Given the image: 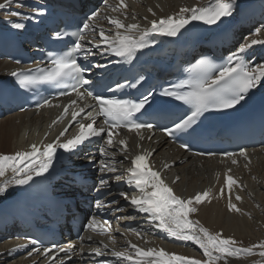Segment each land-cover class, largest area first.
I'll return each mask as SVG.
<instances>
[{
  "label": "snow or ice",
  "instance_id": "1",
  "mask_svg": "<svg viewBox=\"0 0 264 264\" xmlns=\"http://www.w3.org/2000/svg\"><path fill=\"white\" fill-rule=\"evenodd\" d=\"M107 2V0H105ZM14 0H3L0 3V9H5ZM235 4V0H212V2L205 7H182L178 13L169 15L158 20L151 21L150 29L141 30L140 25L137 23L125 24L123 20L118 17L107 16V19L117 29L114 36L106 35L105 30L99 25L95 24V21L99 18V12H93L88 18V21L83 24V30L90 33H95L99 29V36L101 37V43L106 45L104 51H110L117 56L127 57L129 60L134 58L137 50L148 47V41L146 37L148 32H158L162 35L174 37L185 28L192 21H204L208 25H215L224 17L232 15V10ZM125 0H119V3L112 7V10L120 11L127 8ZM151 11V9H149ZM11 15L20 17L23 14L20 11L12 12ZM16 29H23L25 24L14 23L12 25ZM120 29H124L123 32ZM259 29L257 33H259ZM136 32H140L137 37ZM60 34L57 33V36ZM85 35H80L79 39L75 43L71 52L67 53L63 57L51 58L50 65L47 67L37 66L34 70L29 69L20 73L13 72V76L19 75L20 83L23 87H29L30 85H36L41 82H58L71 78L76 81L71 85L73 92L81 99L86 97H92L95 101L93 104H88L90 109L85 113V108L80 107L78 111L71 112V119L77 120L80 113H85L82 119H87L89 123H79L78 134H75L71 138L66 139L64 142H60V138L57 137L53 143H47L43 145L41 150L36 144H32L29 149L16 151L14 154H0V177H4L6 173L11 172V178L6 180L0 185V194H3L8 188L9 184L25 185L32 180L33 176H39L44 172H47L52 164L53 157L58 148L72 151L79 145L83 144L91 137H99L103 133L107 132L108 139L107 145L112 146L114 130H119L121 126L129 131H135L140 133L142 128L151 130L152 124L137 123L133 118L136 113L141 112L145 108V105L149 103V97L143 96L139 101L131 99H119V98H105L102 95H93L91 91L85 89L81 92L80 89L84 85H89L91 82L87 79L81 78V73L84 71L79 63H77L76 52L84 51L85 46L82 43L85 41ZM155 43V41H152ZM261 44L264 45V40L252 39L249 43L242 44L237 52H233L227 61L219 66H215L208 59H201L195 65L196 69L203 72L205 75L197 80L191 87V90L179 92L173 90H165L164 95L175 97L177 100L184 101L185 103L194 105V110L190 115L182 119L179 123H176L173 128H165L164 131L172 136L174 130L179 131L183 129H189L192 125L196 124L199 118L209 109H234L237 105H240L245 100L246 94L257 87L261 81H264V64L251 66L242 57V53H245L246 49L252 45ZM95 47L99 48L100 44H96ZM87 52L85 55L87 56ZM218 71V74H213V70ZM30 72L31 74H26ZM141 80L143 77L140 78ZM135 87V85H129ZM123 87V85H117V88ZM67 93L61 91L60 95H66ZM45 105L51 107L52 102L49 99H44L43 103L38 104V107H44ZM70 106H77L76 100L70 101ZM64 112H69V107L64 108ZM103 116L105 120L100 126H94L96 124V117ZM60 117L58 119H62ZM57 121H53L55 124ZM68 129L65 128L60 136H64ZM119 144L123 147L121 151H127V140H119ZM181 148L189 149L187 143L181 144ZM105 155H110L106 152L105 148L99 150ZM151 152H141L132 159V167L127 171L130 173L128 184L135 186L140 190V195L129 197L127 193H121L120 195L126 200L131 201V204L137 208L140 212L150 214V219L155 223V227L162 229L168 236L173 237L179 241H193L203 249V255L205 260L189 258L176 253L165 251L163 248H143L138 247L136 244L128 242L131 249L134 252L115 251L112 255L122 258L129 262V264H218L221 260L227 261L229 257H239L241 255L255 254L254 250L259 249V256L264 258V241H260L258 244H252L249 247H240L239 242L232 236H223L222 230L217 232H211L208 228L204 227L199 220L189 218L190 213L197 212V205L204 202H211V189L204 190L196 193L189 198H182L180 195L174 193L173 188L170 187L164 179H162L161 171L155 170L148 163V158L151 156ZM204 153H198L203 155ZM208 155H215V153H208ZM232 164L237 163V154L233 152H227L224 154ZM239 156L248 158L246 149H241ZM172 163H175L173 161ZM23 165V166H22ZM171 167V164L165 163L164 169ZM247 167V165H245ZM101 172L114 173L116 168L112 164H106L103 160L100 161ZM231 172V169H228ZM116 181L121 180V176L116 175L114 177ZM179 180V177H176ZM108 180L100 179L99 186L101 188L107 187ZM226 185L229 191L227 208L231 212L242 213V209L232 202L231 191L233 185L242 186L239 181L234 179L232 175H227ZM225 189H220V196L223 197ZM237 201L242 200V197L238 194L235 196ZM112 203H116L114 200ZM97 207H102L100 200L96 201ZM120 211L121 209H117ZM87 228L93 232L109 235L111 234V224L108 221H99L93 216L87 224ZM139 235V233H137ZM110 238L115 242V237ZM91 239V237H89ZM29 243L36 245V240H30ZM21 247H26L22 245ZM52 248H44L42 255L49 257L51 260L49 264H57L55 255ZM108 245H104L103 248L97 247L92 251L97 256L104 255V248ZM71 251L69 248H59L58 253L62 252L67 254ZM39 253L40 249L33 248V251L28 252V256L31 257L33 253ZM57 253V254H58ZM71 257H69V260ZM33 264H36L33 261ZM62 264V262H61ZM111 264V262H107ZM258 264H264V259L258 262Z\"/></svg>",
  "mask_w": 264,
  "mask_h": 264
},
{
  "label": "bare ground",
  "instance_id": "2",
  "mask_svg": "<svg viewBox=\"0 0 264 264\" xmlns=\"http://www.w3.org/2000/svg\"><path fill=\"white\" fill-rule=\"evenodd\" d=\"M111 3L117 5L119 0H109ZM3 0H0L2 3ZM128 5L127 8L120 11H113L112 9L102 10L101 16L118 17L124 21L125 24L137 23L141 30L148 29L152 20L178 13L182 7H203L212 0H125ZM236 9L234 15L238 12L243 18L255 16L257 19L264 18V0H235ZM151 9V11H149ZM232 12V13H233ZM12 16L11 11L0 9V23L9 22L8 18ZM100 26L112 30L113 34L117 31L116 27L112 25L107 19L100 23ZM259 33L255 31L251 35V39L264 40V22L259 27ZM121 32L124 29H120ZM140 33V32H136ZM257 46L264 48V45L257 44ZM261 64H264L262 62ZM14 66L7 61H0V77L6 76ZM264 83V81H261ZM50 111L43 112H21L5 116L0 119V154H14L16 151L29 149L32 144H36L40 149L39 142L49 133L46 140L53 138L54 133H59L61 128L57 127L55 132L50 128L52 121ZM48 142V141H47ZM45 143V142H44ZM45 145V144H44ZM145 146L150 149H158L154 152V162L159 163L160 158L165 163L172 164V168L164 171L163 174H171L170 183L177 195L182 198H189L198 192L205 189H211V202H204L197 205V212L190 213L189 218L199 220L200 223L208 228L211 232L222 230L223 236H232L238 242L240 247H249L252 244H258L264 241V159H260V152L243 159V168L240 172L232 171L231 174L239 181L242 186L233 185L231 191L232 202L236 203L242 209V213L231 212L227 208L229 191L226 185V170L222 171V167L216 161L203 160V162L193 156H189L181 151H176L170 147L168 143L159 141L156 145L145 143ZM135 150L130 149L128 154L133 155ZM181 160V162H179ZM242 162V159H239ZM254 164V165H253ZM130 164L124 162L120 165L121 169L128 168ZM247 165V167H245ZM23 166V165H22ZM236 169V168H235ZM240 170V169H238ZM213 172L221 175L214 177ZM242 172L246 176L243 177ZM11 172L6 173L4 177H0V185L11 178ZM179 180H176V177ZM225 189L223 197L220 196V189ZM20 191V185L9 184L8 188L3 194H0V205L6 199L14 197ZM242 197V200L237 201L236 195ZM150 218V214L147 213ZM155 223L151 219L145 226L138 228V230L131 234L130 239L124 238L123 242H131L138 247L147 248H163L167 252L180 254L189 258L205 260L203 249L193 241L190 242L189 247H181L172 245L165 240L163 235H158L155 230ZM145 231V232H144ZM139 233V235H137ZM126 236H129L127 234ZM12 244H9L12 246ZM9 245H0V264H28L30 260L18 258L11 260L12 253L8 252ZM122 251L134 252L128 244L126 249ZM259 249H255V254L241 255L239 257H229L227 261L221 260L218 264H258L264 258L259 256Z\"/></svg>",
  "mask_w": 264,
  "mask_h": 264
}]
</instances>
